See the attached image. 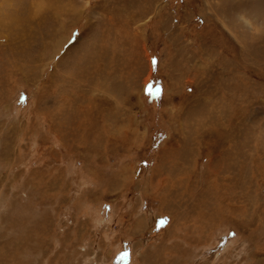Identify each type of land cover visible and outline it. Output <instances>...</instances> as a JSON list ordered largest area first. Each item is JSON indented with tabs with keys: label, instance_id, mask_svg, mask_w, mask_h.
<instances>
[{
	"label": "rangeland",
	"instance_id": "obj_1",
	"mask_svg": "<svg viewBox=\"0 0 264 264\" xmlns=\"http://www.w3.org/2000/svg\"><path fill=\"white\" fill-rule=\"evenodd\" d=\"M0 264H264V0H0Z\"/></svg>",
	"mask_w": 264,
	"mask_h": 264
}]
</instances>
